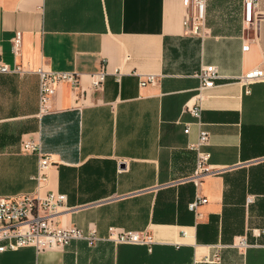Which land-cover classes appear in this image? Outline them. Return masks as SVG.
Here are the masks:
<instances>
[{
    "label": "crops",
    "instance_id": "1",
    "mask_svg": "<svg viewBox=\"0 0 264 264\" xmlns=\"http://www.w3.org/2000/svg\"><path fill=\"white\" fill-rule=\"evenodd\" d=\"M190 9L184 0H0V58L23 70L0 73V194L64 193L55 222L98 237L6 249L0 264H264V80L240 79L264 66V0L231 33L191 34ZM204 65L221 76L202 91L199 126L186 104ZM40 68L79 78L59 83L43 110ZM148 75L157 80L141 85ZM200 128L212 170L196 185L189 145ZM27 139L52 160L41 181ZM199 196L208 200L192 211ZM114 226L152 243H115Z\"/></svg>",
    "mask_w": 264,
    "mask_h": 264
},
{
    "label": "built area",
    "instance_id": "2",
    "mask_svg": "<svg viewBox=\"0 0 264 264\" xmlns=\"http://www.w3.org/2000/svg\"><path fill=\"white\" fill-rule=\"evenodd\" d=\"M208 0H184V3L191 7L187 12L184 23L188 26L191 34H204L206 32V7ZM256 0H244L246 21L253 18V7ZM20 44V32L13 38V49L16 52ZM244 48H248L244 45ZM20 66L11 67L0 58V73H21ZM40 109L46 108V104L54 92L56 86L68 81L77 85L79 78L76 73L51 71L40 68ZM201 84L198 93L195 94L193 102L188 101L186 109L196 118V123L201 126L202 122V91L212 87L221 75L215 65H204L199 73ZM104 73L98 75L94 80L95 85H100ZM245 84L264 80V66L255 67L246 71L240 77ZM157 80L155 75H148L141 80V85L154 83ZM190 131L188 123L185 132ZM210 134L206 129L200 128L198 138L190 143V149L196 152L195 169L193 181L199 185L202 178L211 172V153L204 148L209 142ZM22 149L38 155L37 179L41 181L46 178V169L51 164L50 155L43 150L42 142L39 139H27L22 141ZM67 195L58 191H50L44 196L31 193L4 195L0 194V252L6 249H17L26 245H33L38 250L63 249L74 240H87L94 244L98 237L96 230L89 228L84 230L77 226L64 227L55 222V216L65 206ZM207 197L199 196L189 203V208L197 212L200 204L207 201ZM264 233V229H263ZM109 239L115 243H139L151 244L152 237L146 231L124 229L122 227H111ZM237 246L247 245L245 237L237 241Z\"/></svg>",
    "mask_w": 264,
    "mask_h": 264
},
{
    "label": "rangeland",
    "instance_id": "3",
    "mask_svg": "<svg viewBox=\"0 0 264 264\" xmlns=\"http://www.w3.org/2000/svg\"><path fill=\"white\" fill-rule=\"evenodd\" d=\"M241 0H208L206 7V31L235 32L240 21L246 22L245 10L240 14Z\"/></svg>",
    "mask_w": 264,
    "mask_h": 264
}]
</instances>
